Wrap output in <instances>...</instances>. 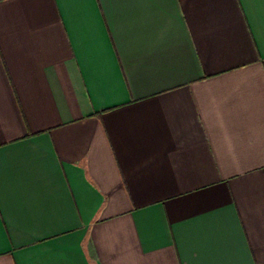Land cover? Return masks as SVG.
I'll return each mask as SVG.
<instances>
[{
  "label": "crops",
  "instance_id": "0c3cea01",
  "mask_svg": "<svg viewBox=\"0 0 264 264\" xmlns=\"http://www.w3.org/2000/svg\"><path fill=\"white\" fill-rule=\"evenodd\" d=\"M0 264H264V0H0Z\"/></svg>",
  "mask_w": 264,
  "mask_h": 264
}]
</instances>
